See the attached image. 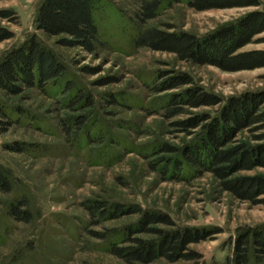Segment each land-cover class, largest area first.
I'll list each match as a JSON object with an SVG mask.
<instances>
[{
  "label": "rangeland",
  "instance_id": "obj_1",
  "mask_svg": "<svg viewBox=\"0 0 264 264\" xmlns=\"http://www.w3.org/2000/svg\"><path fill=\"white\" fill-rule=\"evenodd\" d=\"M41 1L0 0V28L13 35L0 41V58L34 33L53 47L77 79L78 87L87 89L97 101L89 119L90 128L96 137L102 134L108 137L103 144L96 143L99 149L107 151L108 158L95 163L92 159L99 152L93 150L94 146L92 149L89 145L70 143L57 119L67 110L56 104V96L34 90L23 104L38 122L30 124L23 117L7 131L0 130V161L12 169L16 180L12 193L0 192V264H126L99 250L101 240L86 231L90 215L83 203L88 199L139 203L171 213L177 224L219 227L222 232L190 247L202 253L199 264L224 262L231 253L230 239L239 228L264 224V205H253L220 190L210 172L194 178L187 169L178 179L163 178L153 170L149 154L153 144L181 147L196 136L194 129L179 130L174 121L194 113L215 114L221 105L186 107V113L167 118L161 109L150 110L168 91L155 92L149 85L157 73L186 72L196 85L227 100L264 89V67L225 71L215 65L180 60L172 52L132 48L129 42L134 26L130 18L138 7L136 0H112L111 7L100 18L102 43L95 52L61 46L60 36L47 35L36 27L35 13ZM260 3L205 11L176 4L148 24L203 36L251 11L263 10L264 0ZM3 11H8L10 18L4 17ZM253 49H264V32L255 35L239 51ZM106 93L118 95L120 103L107 105L103 98ZM11 117L15 119L16 115ZM242 135L248 133L244 131ZM14 141L39 145L27 153L14 152L8 149V144ZM117 153L122 157L112 163L110 158ZM258 171L264 169L240 173ZM21 194L31 198L34 219L30 223L6 214L9 199ZM137 218L136 214L126 215L90 229L103 231ZM150 264H194V261L158 259Z\"/></svg>",
  "mask_w": 264,
  "mask_h": 264
},
{
  "label": "trees",
  "instance_id": "obj_2",
  "mask_svg": "<svg viewBox=\"0 0 264 264\" xmlns=\"http://www.w3.org/2000/svg\"><path fill=\"white\" fill-rule=\"evenodd\" d=\"M136 2L138 7L130 18L134 26L129 42L132 48L147 47L172 52L180 60L215 65L225 71L264 67V49L239 51L252 42L255 35L264 32V9L251 11L203 36L173 30L171 26L148 24L176 4L205 11L258 6L260 0ZM112 3V0H42L36 9L35 24L47 35L60 36L58 44L61 46L79 47L93 53L102 43L100 18ZM1 14L10 18L8 11ZM12 37L7 29L0 28V41ZM69 70L63 57L35 33L7 50L0 58V130L7 131L23 117L30 124L32 121L38 122L36 115L23 103L31 98L34 90L51 93L56 96V104L67 110L57 116L67 140L80 147L89 145L93 149L94 146L93 150L99 153L92 161L101 162L108 158V154L105 149H99L96 143L103 144L108 137H104L105 134L100 138L93 135L89 122L97 101L87 89L78 87L77 79ZM149 86L155 92L168 91L158 98V105L155 107L154 104L150 110L156 112L161 109L167 118L186 113V107L221 105L215 114L194 113L193 116L174 121L179 130L194 129L196 136L181 147L169 143L153 144L149 148L153 170L160 172L163 178L178 179L187 169L194 178L210 172L220 190L253 205H264V171L240 173L264 169V89L224 100L196 85L194 78L186 72L173 75L157 73ZM174 89L178 91L172 92ZM103 98L107 105L120 103L118 95L113 93H106ZM12 114L16 115L15 119L11 117ZM244 131L248 133L247 136L242 135ZM112 139L115 141V138ZM38 145L14 141L8 144V149L27 153ZM121 157L117 153L110 159L113 163ZM15 182L12 169L0 161V192L12 193ZM83 204L90 215L86 231L93 238L101 240L97 248L126 264H150L158 259L169 262L191 260L199 264L202 253L190 245L222 232L219 227L177 224L171 213L143 207L139 203L88 199ZM31 206L28 194L14 195L6 205V214L15 220L30 223L34 219ZM134 214L138 215L135 221L120 227L103 231L90 229L104 221ZM230 243L231 253L225 261L213 264H264V224L239 228Z\"/></svg>",
  "mask_w": 264,
  "mask_h": 264
}]
</instances>
